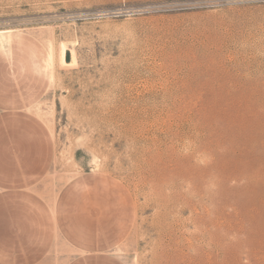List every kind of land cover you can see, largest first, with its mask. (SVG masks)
<instances>
[{
    "label": "rangeland",
    "instance_id": "rangeland-1",
    "mask_svg": "<svg viewBox=\"0 0 264 264\" xmlns=\"http://www.w3.org/2000/svg\"><path fill=\"white\" fill-rule=\"evenodd\" d=\"M0 264H264V0H0Z\"/></svg>",
    "mask_w": 264,
    "mask_h": 264
}]
</instances>
